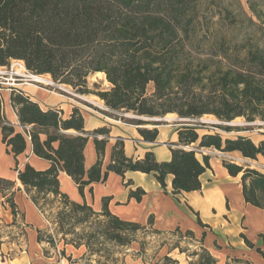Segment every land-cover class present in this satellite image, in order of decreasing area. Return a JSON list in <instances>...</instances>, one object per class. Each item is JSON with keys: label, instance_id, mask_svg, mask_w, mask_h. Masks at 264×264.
<instances>
[{"label": "trees", "instance_id": "1", "mask_svg": "<svg viewBox=\"0 0 264 264\" xmlns=\"http://www.w3.org/2000/svg\"><path fill=\"white\" fill-rule=\"evenodd\" d=\"M247 4L260 24L255 25L244 16L246 21L257 28L254 33L264 32V0H248ZM203 7L205 24L213 23L210 17L218 14L221 19L215 24L225 21L233 25L238 21L235 11L243 13L236 0H0V68L13 60H21L27 71L35 75L49 74L52 80L72 86L79 94L90 93L89 75L104 73L111 87L95 95L105 107L116 112H132L149 118L167 114L180 118L212 115L227 123L238 118L247 123L264 121V41L261 38L260 43H254L251 36L246 35L243 42L232 44L234 50H246V56L234 57L231 65L222 62L229 59L227 51L206 59L194 55L188 43ZM10 104L19 123L26 128L24 133L15 132L4 117L0 98L2 141L9 152L14 156L23 153L28 138L33 153L50 163V167L42 171L30 165L18 170V180L34 205L44 213L43 205L49 198L62 199L73 213L88 211L96 218L104 215L108 220L106 237L121 246L129 245V237L146 226L113 215L108 210L107 199H103L100 212H95L85 202L70 201L59 190L60 171L73 180L82 196L86 186L104 182L109 172L122 177L127 171L152 174L163 188L166 176L172 175V195L176 197L181 192L201 189L200 177L211 169L210 156L202 150L213 149L236 154L243 160L264 162V132L262 139L255 143L245 136L224 139L214 132L200 135L201 126L183 122L177 132L178 145L182 148H171L169 161L158 162L151 152L140 160L127 158L123 142L116 141L110 163L102 171L106 141L95 138L97 161L85 171L83 151L88 136L77 108L68 118H63L61 111H43L16 89L11 90ZM147 124L159 123L136 121L139 126ZM215 127L226 132L241 129L226 125ZM138 132L150 142L158 135L156 128L141 127ZM92 134L107 135L108 131L100 128ZM41 135H45L44 140ZM191 145L198 151L189 147ZM222 166L229 176H240L245 203L264 209V173L225 160ZM13 186L11 181L0 178V192ZM143 193L137 189L130 191V196L140 199ZM6 201L15 216L12 197ZM198 222L201 225L199 219ZM152 223L150 218L147 226L151 228ZM168 234L194 239L191 231L181 233L176 229ZM203 238L204 233L200 239L202 246ZM242 238L248 248H254L250 241ZM38 239L50 243L52 240L41 236ZM86 247L90 249L89 244ZM202 250L200 260L190 264H218L204 247ZM256 252L264 259L261 249L256 248ZM224 264L253 263L246 258L228 257Z\"/></svg>", "mask_w": 264, "mask_h": 264}, {"label": "crops", "instance_id": "2", "mask_svg": "<svg viewBox=\"0 0 264 264\" xmlns=\"http://www.w3.org/2000/svg\"><path fill=\"white\" fill-rule=\"evenodd\" d=\"M103 79L106 81L105 76ZM15 89L36 102L43 111H61L63 118H68L74 108L80 111L84 120V131L88 136L83 151L85 171L97 161L95 138L106 141L102 155V171H105L110 163L112 148L116 141L123 142L125 156L133 160L143 159L146 153L151 152L156 161L166 162L171 158V148H182L178 145L177 134L181 124L172 123L177 121L174 118L147 121L163 124L139 126L128 121L135 119L129 114L125 116L103 109L102 101L100 105L87 107L77 103L68 94L64 96L62 91V93L49 92L32 82L18 85ZM10 94L11 89L0 86L4 117L15 132L24 133L26 127L21 129L17 126L20 123L10 104ZM141 127L156 128L158 131L156 139L152 142L145 141L138 132ZM100 128L106 129L108 134L94 136L93 131ZM41 139L44 140L45 135H41ZM206 150L212 152L208 153L211 169L201 175V189L181 192L176 197L172 195V175L166 176L163 188L152 174L139 171H127L124 177L109 172L104 182L86 186L83 196L73 180L65 172L60 171L59 190L67 195L70 201L85 202L95 212L101 211L103 199H107L108 210L122 220L147 226L148 220L152 218L151 228L161 234L168 235L176 229L181 233L191 231L194 239L197 240L201 239L204 233L203 246L209 250L210 246L217 248L223 245L235 246L241 253V256L235 257L246 258L253 264H264V259L256 252V248H259L264 253V209L245 203L240 176H229L222 166V160L214 153L216 150ZM26 165L38 171L50 167L48 161L33 153L28 138L23 153L14 156L9 152L2 141L0 126V178L14 184L12 189L0 192V264H76L69 259H59L48 251L45 240L38 239L47 224L43 214L31 201L18 180V170H22ZM137 189L144 192L140 199L130 196V191ZM8 197H12L15 204V216L6 201ZM242 236L250 241L254 248H248ZM258 239H261V245L258 244ZM137 250L131 246L120 264H147L142 256L137 255ZM66 251L67 258L71 256L73 260L81 257L85 249L69 248ZM252 251L255 252L253 256L256 257L257 263L251 260Z\"/></svg>", "mask_w": 264, "mask_h": 264}, {"label": "rangeland", "instance_id": "3", "mask_svg": "<svg viewBox=\"0 0 264 264\" xmlns=\"http://www.w3.org/2000/svg\"><path fill=\"white\" fill-rule=\"evenodd\" d=\"M248 0H236L238 3L240 11H235V17L238 19L236 24L230 25L227 22L223 21L222 23L215 24L214 22L219 21L221 17L218 14L212 15V22L209 24H205L204 20H202L204 14V7L201 9L202 11L199 13L198 22L195 23L194 29L191 31L190 39H189V49L194 55L202 59H206L207 57H212L215 53H221V51H227V55L229 57L228 60H223L224 65H231L234 57L245 58L246 50L232 48V44L243 42V39L246 35H250L253 39L252 41L255 43H260L264 41V32L254 33V30L257 29L252 24L246 21V18H250L255 25H259L260 22L254 18L248 8L247 4ZM230 8H233L234 5L232 3L228 4ZM244 14V15H242ZM224 18V17H223ZM229 21V20H227ZM264 29V25H263ZM226 43L224 46H221L222 43ZM229 45V47H228ZM21 61V60H18ZM24 65V62L21 61ZM20 62V63H21ZM13 61H11L10 65L6 67H1V72H9ZM25 68V66H24ZM26 69V68H25ZM32 73V72H30ZM34 74V73H32ZM46 76L47 75H42ZM47 79L49 81L54 82L55 84L60 85L61 87L68 90V93H62L55 85L49 84H37L39 87L46 89L49 92H60L64 96L68 94L73 100H75L80 105H84L87 107H95L97 104H102V100L95 95L96 92H103L110 89V84L105 83L104 79L98 77L94 74L89 75L87 78V88L90 92L89 94H79L72 88L70 85H66L63 83H58L52 80V77L48 74ZM1 81V80H0ZM151 92V86H149L148 93ZM71 95V96H70ZM88 97L96 101V103H92L83 99L84 97ZM82 97V98H81ZM102 101V102H101ZM104 103V102H103ZM93 105V106H92ZM105 107V105H104ZM103 107V108H104ZM107 108V107H106ZM107 111H112L108 109ZM116 112V111H112ZM116 113L123 114L127 116V114L131 115L135 119H128L129 122L135 123L137 120H140L138 115L132 112H124L118 111ZM164 121V118L176 119L177 121L172 122L175 124H182L183 121H178L180 118L178 115L174 114L171 117H158ZM199 119V118H197ZM200 119L204 120L203 122L195 121V122H185L190 123L195 127H202L198 129V133L201 135L202 133L214 132L219 133L222 138H234L236 136H245L250 138L253 142L257 143L262 139L261 133L264 132V121L256 120L253 123H247L242 118L235 119L231 123L234 124L233 127L238 126L241 127L240 130H232L230 132H226L220 128L215 127L216 124H212L216 122V118L212 115H205ZM156 123V122H149ZM171 123V122H170ZM163 124V123H159ZM155 125V124H153ZM225 126V125H223ZM196 151L198 149L195 145H191ZM204 153H212L211 150H203ZM214 151V150H212ZM216 156H219L221 160H225L228 162H234L236 164H240L243 166H248L250 168L256 169L262 173H264V162L262 160L259 161H251V160H243L239 156L233 153H222L214 151ZM217 158V157H216ZM213 157V161H214ZM242 160V161H240ZM219 162V161H218ZM220 163V162H219ZM44 213L43 216L46 220V228L43 230L41 236L42 237H50L52 238L51 243L46 240L45 242L48 244L46 246L48 251L52 254H55L59 259H69L70 262H74L76 264H120L124 258V254H126L127 250L133 246L137 250V255L143 257V261L145 260L147 264H190L195 261H199L203 252V247L210 253V255L218 260V264H224L228 257L241 256L240 250L236 249L235 246L223 245L220 247L210 246V250L205 246H202L200 243V238L197 240L191 239L190 237H183L180 234H176L170 236L169 234H161L160 232L156 233L155 229H152L148 226L144 230H138L134 234H132L129 238L131 242L129 245L121 246L112 241H110L106 237L107 233V217L102 215L98 218L89 214L88 211H81L79 213H73L70 206H65L62 199H51L47 201V204L43 205ZM86 218V219H85ZM80 222H77L76 220ZM81 219H84L81 221ZM86 244H89L90 249H87ZM258 244H262L261 239H258ZM84 248L85 252L81 257L75 258L72 260L71 256L67 258L68 252L66 251L69 248ZM91 250V251H90ZM93 250V252H92ZM211 251V252H210ZM92 252V253H91ZM197 254L196 256L194 254ZM254 251L251 252L250 256L253 262L257 263V259ZM169 258L170 260H166ZM80 260V261H78Z\"/></svg>", "mask_w": 264, "mask_h": 264}, {"label": "built area", "instance_id": "4", "mask_svg": "<svg viewBox=\"0 0 264 264\" xmlns=\"http://www.w3.org/2000/svg\"><path fill=\"white\" fill-rule=\"evenodd\" d=\"M22 64V62L20 63V61L18 60H13V64L11 65V68L9 70V72H1L0 71V86L1 87H5L7 89H15L16 86L18 85H23V84H28L30 82L32 83H37V84H45V83H40V82H35V81H31L30 78L27 77L28 73H30L29 71H27L26 69L23 71V73H17L14 68L16 69L17 67H20V65ZM22 66L24 67V65L22 64ZM49 85H55L60 91L62 92H67L68 90L61 87L58 84H55L54 82L50 81ZM103 109L108 110V108L104 107Z\"/></svg>", "mask_w": 264, "mask_h": 264}, {"label": "bare ground", "instance_id": "5", "mask_svg": "<svg viewBox=\"0 0 264 264\" xmlns=\"http://www.w3.org/2000/svg\"><path fill=\"white\" fill-rule=\"evenodd\" d=\"M21 62V61H20ZM14 70L17 72V73H23V71L25 70V68L22 66V64L20 65V67H17L16 69L14 68ZM98 77H101V78H104L105 74L104 73H96L94 74ZM28 78L31 79V81H35V82H40V83H45V84H50V81L47 79L46 76H42V75H35V74H32V73H28L27 75ZM106 82V81H105ZM107 83V82H106ZM84 97V96H83ZM82 98V97H81ZM83 99L87 100V101H90L92 102L93 104L96 103V101H94L93 99L91 98H88V97H84ZM174 114H167L166 116L168 117H171L173 116ZM242 161V160H240Z\"/></svg>", "mask_w": 264, "mask_h": 264}, {"label": "water", "instance_id": "6", "mask_svg": "<svg viewBox=\"0 0 264 264\" xmlns=\"http://www.w3.org/2000/svg\"><path fill=\"white\" fill-rule=\"evenodd\" d=\"M137 118H139L140 120L142 121H159V120H162L160 118H149V117H143V116H138ZM166 119V118H164ZM178 121H183V122H195V121H200V122H203L204 120L202 119H197V118H178ZM212 124H216V125H226V126H234L233 123H227V122H222V121H218L216 120V122H213ZM18 127H20L21 129H24L25 126L24 125H21V124H18L17 125ZM188 148V147H187ZM189 149V148H188Z\"/></svg>", "mask_w": 264, "mask_h": 264}]
</instances>
